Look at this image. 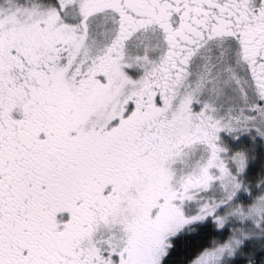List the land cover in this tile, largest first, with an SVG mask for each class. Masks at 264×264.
<instances>
[{
  "label": "snow or ice",
  "instance_id": "snow-or-ice-1",
  "mask_svg": "<svg viewBox=\"0 0 264 264\" xmlns=\"http://www.w3.org/2000/svg\"><path fill=\"white\" fill-rule=\"evenodd\" d=\"M0 264H264V0H0Z\"/></svg>",
  "mask_w": 264,
  "mask_h": 264
}]
</instances>
